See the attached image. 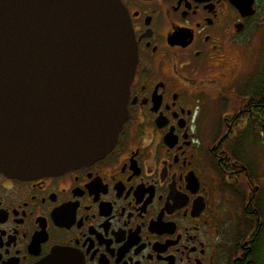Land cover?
Here are the masks:
<instances>
[{
  "label": "flooded vegetation",
  "instance_id": "obj_1",
  "mask_svg": "<svg viewBox=\"0 0 264 264\" xmlns=\"http://www.w3.org/2000/svg\"><path fill=\"white\" fill-rule=\"evenodd\" d=\"M118 1L136 63L115 143L0 171V264H264V0Z\"/></svg>",
  "mask_w": 264,
  "mask_h": 264
},
{
  "label": "water",
  "instance_id": "obj_2",
  "mask_svg": "<svg viewBox=\"0 0 264 264\" xmlns=\"http://www.w3.org/2000/svg\"><path fill=\"white\" fill-rule=\"evenodd\" d=\"M135 63L118 0H0V171L39 177L104 155Z\"/></svg>",
  "mask_w": 264,
  "mask_h": 264
},
{
  "label": "rangeland",
  "instance_id": "obj_3",
  "mask_svg": "<svg viewBox=\"0 0 264 264\" xmlns=\"http://www.w3.org/2000/svg\"><path fill=\"white\" fill-rule=\"evenodd\" d=\"M253 51V45L248 44V49H245L244 53H247L245 55H243V58L241 60V58L239 59L240 62H242V64L246 67L247 65H251L252 61H251V53Z\"/></svg>",
  "mask_w": 264,
  "mask_h": 264
}]
</instances>
